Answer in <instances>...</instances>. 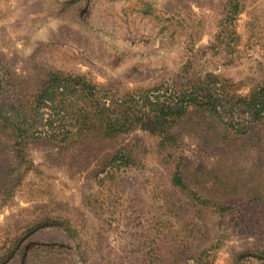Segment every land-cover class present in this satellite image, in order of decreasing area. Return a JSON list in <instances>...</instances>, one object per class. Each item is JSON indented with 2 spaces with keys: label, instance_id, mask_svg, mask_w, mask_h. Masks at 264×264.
Returning <instances> with one entry per match:
<instances>
[{
  "label": "rangeland",
  "instance_id": "rangeland-1",
  "mask_svg": "<svg viewBox=\"0 0 264 264\" xmlns=\"http://www.w3.org/2000/svg\"><path fill=\"white\" fill-rule=\"evenodd\" d=\"M0 0L3 97L51 73L124 97L187 68L231 94L264 80V0ZM61 149L0 128V264H264V125L185 119ZM180 176L185 189L175 185Z\"/></svg>",
  "mask_w": 264,
  "mask_h": 264
},
{
  "label": "trees",
  "instance_id": "trees-1",
  "mask_svg": "<svg viewBox=\"0 0 264 264\" xmlns=\"http://www.w3.org/2000/svg\"><path fill=\"white\" fill-rule=\"evenodd\" d=\"M230 6L237 15V1L231 0ZM9 79L0 63V128L11 131L19 145L42 140L67 149L99 131L117 136L147 126L165 144L175 143L172 128L185 119L232 137L264 125V80L247 96H235L214 74L193 76L187 68L172 81L118 97L83 76L51 73L34 99L22 102L3 97ZM175 185L185 189L178 175Z\"/></svg>",
  "mask_w": 264,
  "mask_h": 264
}]
</instances>
